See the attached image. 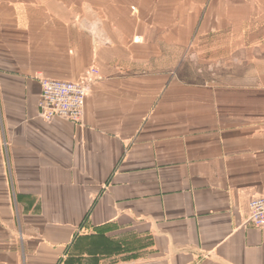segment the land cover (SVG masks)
Masks as SVG:
<instances>
[{
  "label": "crops",
  "instance_id": "0c3cea01",
  "mask_svg": "<svg viewBox=\"0 0 264 264\" xmlns=\"http://www.w3.org/2000/svg\"><path fill=\"white\" fill-rule=\"evenodd\" d=\"M259 194L264 0H0V264H264Z\"/></svg>",
  "mask_w": 264,
  "mask_h": 264
},
{
  "label": "built area",
  "instance_id": "2783aa9c",
  "mask_svg": "<svg viewBox=\"0 0 264 264\" xmlns=\"http://www.w3.org/2000/svg\"><path fill=\"white\" fill-rule=\"evenodd\" d=\"M97 74L98 69L90 67L85 72V78L79 81L40 78L39 116L45 121L61 118L80 123L86 96ZM247 222L256 228L264 229V194L249 198Z\"/></svg>",
  "mask_w": 264,
  "mask_h": 264
},
{
  "label": "trees",
  "instance_id": "16d2710c",
  "mask_svg": "<svg viewBox=\"0 0 264 264\" xmlns=\"http://www.w3.org/2000/svg\"><path fill=\"white\" fill-rule=\"evenodd\" d=\"M119 247H120V246H119V245H117V247H115V249H119Z\"/></svg>",
  "mask_w": 264,
  "mask_h": 264
},
{
  "label": "rangeland",
  "instance_id": "374dc122",
  "mask_svg": "<svg viewBox=\"0 0 264 264\" xmlns=\"http://www.w3.org/2000/svg\"><path fill=\"white\" fill-rule=\"evenodd\" d=\"M109 255H112L113 254V252H110V253H108Z\"/></svg>",
  "mask_w": 264,
  "mask_h": 264
}]
</instances>
